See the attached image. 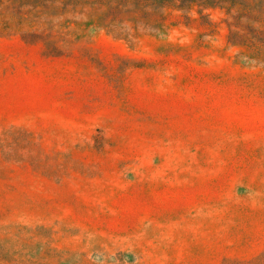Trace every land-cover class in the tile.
<instances>
[{"label": "rangeland", "instance_id": "374dc122", "mask_svg": "<svg viewBox=\"0 0 264 264\" xmlns=\"http://www.w3.org/2000/svg\"><path fill=\"white\" fill-rule=\"evenodd\" d=\"M226 1L0 0V264H264V12Z\"/></svg>", "mask_w": 264, "mask_h": 264}, {"label": "trees", "instance_id": "16d2710c", "mask_svg": "<svg viewBox=\"0 0 264 264\" xmlns=\"http://www.w3.org/2000/svg\"><path fill=\"white\" fill-rule=\"evenodd\" d=\"M226 3H229L227 12L230 13L232 10L241 11L242 15L247 16L248 18H256L264 12V0H228ZM166 6H173L181 8L183 5H174L172 3L165 4ZM203 7H219L222 8V4H201Z\"/></svg>", "mask_w": 264, "mask_h": 264}]
</instances>
